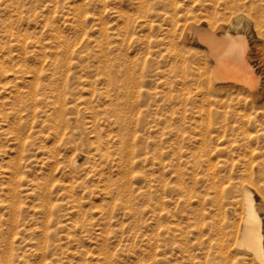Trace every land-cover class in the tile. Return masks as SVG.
I'll return each instance as SVG.
<instances>
[{
  "label": "bare ground",
  "instance_id": "6f19581e",
  "mask_svg": "<svg viewBox=\"0 0 264 264\" xmlns=\"http://www.w3.org/2000/svg\"><path fill=\"white\" fill-rule=\"evenodd\" d=\"M154 7L157 90L134 61L1 58L0 207L8 216L0 222H21L28 200L42 227L32 242L4 238L0 228V264H115L104 236L86 259L58 232L95 215L102 235L115 221L125 224L121 235L147 236L148 213L164 261L169 251L176 264H264V0ZM188 39L202 51L184 57ZM23 227L9 228L22 235Z\"/></svg>",
  "mask_w": 264,
  "mask_h": 264
},
{
  "label": "rangeland",
  "instance_id": "374dc122",
  "mask_svg": "<svg viewBox=\"0 0 264 264\" xmlns=\"http://www.w3.org/2000/svg\"><path fill=\"white\" fill-rule=\"evenodd\" d=\"M155 5L156 0H0V60L2 58L4 62L8 61L7 63H18L23 59L27 62L38 63L60 60L73 63H79L80 60V63H92L103 58L112 64H126L129 61H134L143 66L145 72L147 71L146 87L157 90L159 87V65L161 64L158 53L161 31L157 28L158 18L155 15ZM76 8L79 9L78 13L82 11L80 16L76 13ZM246 31L248 41L252 40V33ZM10 32L13 35H10ZM55 34L58 35L57 38ZM18 37L20 41L21 39L23 41L16 42L15 39ZM23 42L24 44H22ZM193 42L188 39L183 43L182 55L184 57L202 51L203 47L196 41ZM21 55L23 56L21 57ZM7 56L9 57L7 58ZM163 89L165 91L162 97L163 111H166L169 109L166 97L169 94H167L164 86ZM171 93H174V96L177 95L175 91H171ZM75 157L76 163H84L85 159L82 153H78ZM167 176L170 179L171 173ZM2 185L5 183L0 180V186ZM3 197L5 198L1 194L0 206L4 204ZM24 201L23 204L26 203L24 204L25 208L30 213L26 212V217L24 216V219L19 223L15 222L16 225L10 221L1 220L2 237L8 239L10 236L16 240L24 238L29 242H32L34 237H40L38 231L42 226L40 228L38 226L41 221L40 219H38L40 222L37 221V223L34 219L32 221L31 202ZM97 201L96 203H99ZM253 201L254 203L258 201V196L255 193H253ZM169 206L171 207V205ZM91 207L89 211L94 213L95 208ZM7 214V209L0 207V216L5 218L8 216ZM25 220L29 221V225ZM155 222L150 213L146 214L144 223H146L147 230L146 226L142 227L144 229L141 230L146 231L147 236L142 235L130 239L131 237L127 236V232L122 235L119 233L120 230L126 229L125 224L115 221L112 224L113 228L112 225L110 226L111 232L110 229H106L108 233L104 231L102 235L101 226L93 215L86 217L85 225L78 221L69 222L66 226L69 233L65 229L59 231L58 235L64 237L65 234H68V238L61 237L62 242H67L66 245L71 247L70 249L73 251L79 249L81 255L84 253L82 256L86 259L89 256L99 254L100 245L98 244H101V239L105 237L109 250L115 254V264H176V255L169 251L165 254L167 261L163 260L159 240L160 227ZM144 223L143 225H145ZM14 226L16 227L15 230L24 226L25 231L22 235L16 234L14 229V231L11 230ZM8 229L13 233L9 232ZM7 233L9 236L6 235ZM82 248H84L83 251L86 250V253L82 251Z\"/></svg>",
  "mask_w": 264,
  "mask_h": 264
}]
</instances>
